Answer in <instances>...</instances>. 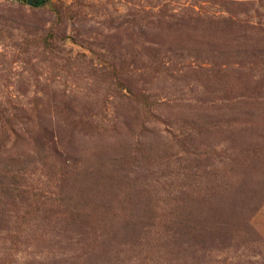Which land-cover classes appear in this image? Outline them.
I'll return each instance as SVG.
<instances>
[{
  "label": "rangeland",
  "instance_id": "374dc122",
  "mask_svg": "<svg viewBox=\"0 0 264 264\" xmlns=\"http://www.w3.org/2000/svg\"><path fill=\"white\" fill-rule=\"evenodd\" d=\"M156 3L0 0V264H264V0Z\"/></svg>",
  "mask_w": 264,
  "mask_h": 264
},
{
  "label": "trees",
  "instance_id": "16d2710c",
  "mask_svg": "<svg viewBox=\"0 0 264 264\" xmlns=\"http://www.w3.org/2000/svg\"><path fill=\"white\" fill-rule=\"evenodd\" d=\"M201 1V0H200ZM202 1H213V2H225L226 0H202ZM162 3V0H157V3L156 5H161ZM166 6L165 3H162V8H160V10H158V12H154L152 11L153 7H155V5H152L149 9H145V8H142L140 9L141 11H143L145 13L143 19L146 21V23H153V21H151L149 19V17H154L155 15H157L158 17H164L165 18V13L167 10H164V7ZM198 7L197 9L195 7ZM192 15V16H195V17H206L205 16V8L201 7L199 4L195 5L194 2H192L191 4H188V5H184L182 8H181V16H180V19L181 20H184L186 15ZM169 16H173V14L169 15ZM157 22V21H156ZM161 21L157 22L156 25H159Z\"/></svg>",
  "mask_w": 264,
  "mask_h": 264
},
{
  "label": "water",
  "instance_id": "95a60500",
  "mask_svg": "<svg viewBox=\"0 0 264 264\" xmlns=\"http://www.w3.org/2000/svg\"><path fill=\"white\" fill-rule=\"evenodd\" d=\"M27 2H28L29 4H32V3H33V0H27Z\"/></svg>",
  "mask_w": 264,
  "mask_h": 264
}]
</instances>
